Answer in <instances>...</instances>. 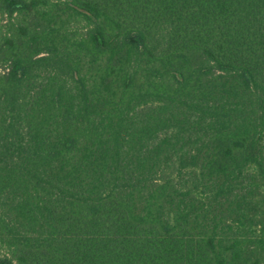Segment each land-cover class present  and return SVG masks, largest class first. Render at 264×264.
<instances>
[{"label":"trees","instance_id":"trees-1","mask_svg":"<svg viewBox=\"0 0 264 264\" xmlns=\"http://www.w3.org/2000/svg\"><path fill=\"white\" fill-rule=\"evenodd\" d=\"M0 264H264V0H0Z\"/></svg>","mask_w":264,"mask_h":264}]
</instances>
